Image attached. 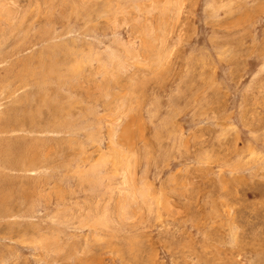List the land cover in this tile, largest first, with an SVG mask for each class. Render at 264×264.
Here are the masks:
<instances>
[{"label": "rangeland", "instance_id": "rangeland-1", "mask_svg": "<svg viewBox=\"0 0 264 264\" xmlns=\"http://www.w3.org/2000/svg\"><path fill=\"white\" fill-rule=\"evenodd\" d=\"M0 264H264V0H0Z\"/></svg>", "mask_w": 264, "mask_h": 264}]
</instances>
